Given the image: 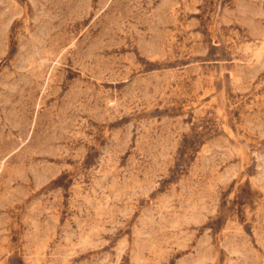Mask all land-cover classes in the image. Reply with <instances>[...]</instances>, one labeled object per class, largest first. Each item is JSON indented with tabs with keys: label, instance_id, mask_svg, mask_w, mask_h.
Segmentation results:
<instances>
[{
	"label": "rangeland",
	"instance_id": "1",
	"mask_svg": "<svg viewBox=\"0 0 264 264\" xmlns=\"http://www.w3.org/2000/svg\"><path fill=\"white\" fill-rule=\"evenodd\" d=\"M0 264H264V0H0Z\"/></svg>",
	"mask_w": 264,
	"mask_h": 264
}]
</instances>
